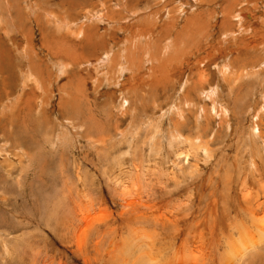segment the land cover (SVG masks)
<instances>
[{
	"label": "rangeland",
	"instance_id": "1",
	"mask_svg": "<svg viewBox=\"0 0 264 264\" xmlns=\"http://www.w3.org/2000/svg\"><path fill=\"white\" fill-rule=\"evenodd\" d=\"M262 4L0 0V264H264Z\"/></svg>",
	"mask_w": 264,
	"mask_h": 264
},
{
	"label": "bare ground",
	"instance_id": "2",
	"mask_svg": "<svg viewBox=\"0 0 264 264\" xmlns=\"http://www.w3.org/2000/svg\"><path fill=\"white\" fill-rule=\"evenodd\" d=\"M228 4H230V6H227ZM228 4H226V6H227V8L226 9H224V10H222V13H221V15H222V19H221V21H220V25L223 27V26H225V27H223V28H226V27H230V26H232V25H234V24H232V22L230 21V19L232 20V16L230 17L229 16V13L228 12H230L231 11V8L232 9H234V7H231V5H232V2L230 1V3H228ZM262 5H264V4H262ZM29 8H30V6H29ZM253 9H257L258 10V8H257V5L256 4H254V6H253ZM36 10V9H35ZM32 11H34V10H32ZM236 18L238 19L237 21H238V24H237V28H239V29H241V28H243V27H245L244 25H246V24H248V22H251V24H253V23H255V22H257V23H259L260 22V24L261 25H258V27H253V29L254 30H252L254 33H257V37L256 38H254V39H252L251 41H248L247 39H246V41L244 40L245 38H242V39H239L238 40V42H240V44H239V46H238V49L240 48V49H242L243 48V46H244V43H246L245 44V46L247 47V48H254V49H258L259 50V52L260 51H263V53H264V25H263V22H264V19L262 18L263 16H264V12L262 11V13H260V17L258 16V17H254V16H251V15H247L244 11H239V12H237V9H236ZM33 13V12H32ZM256 13V12H255ZM254 13V14H255ZM247 15V16H246ZM251 24L249 25V26H251ZM81 27V26H80ZM252 27V26H251ZM82 28V27H81ZM230 28H232V27H230ZM80 29V28H79ZM231 30V29H230ZM234 30V29H233ZM82 31V30H81ZM241 31H243L242 29H241ZM245 31V30H244ZM83 32V31H82ZM229 32V31H228ZM246 32V31H245ZM231 33V32H230ZM238 33V32H237ZM252 33V32H251ZM76 34V33H75ZM87 34V33H86ZM86 37V36H85ZM240 37V36H239ZM103 38V37H102ZM232 38H234V37H232ZM250 38V37H249ZM236 42V41H235ZM243 43V44H242ZM257 45V46H256ZM215 46V45H214ZM245 46H244V48H245ZM243 48V49H244ZM247 48H245L246 50H247ZM198 50V49H197ZM263 59H264V56H263ZM253 67V66H252ZM227 67L226 66H224V69L223 70H220V72H218V77H219V81H221V82H225L226 83V77H224V76H226L225 74H227ZM245 72V71H244ZM249 71H246L245 72V74L246 73H248ZM200 73V72H199ZM205 75V74H204ZM203 75V76H204ZM163 77V76H162ZM205 77V76H204ZM203 77V78H204ZM238 77V76H237ZM204 80V79H203ZM225 80V81H224ZM198 82L197 83H195V85H200V87H202V85H201V82H200V78H199V80H197ZM205 81H206V79H205ZM205 83V82H204ZM212 95H214V98L217 96L216 95V90L215 89H213L212 90ZM211 95V96H212ZM264 98V97H263ZM218 99V98H217ZM215 100H216V98H215ZM216 102V101H215ZM214 106H216V105H214ZM216 109H217V107H214V109H213V111L215 110L216 111ZM218 110V109H217ZM220 110V109H219ZM218 115V114H217ZM262 123V125H264V122H261ZM259 122L257 123L256 122V126L258 125L259 126ZM253 127V134L255 135V137L257 136H262V132H261V130H260V128L259 127ZM264 127V126H263ZM181 137L179 138V137H175V139L173 138V140H172V142H171V146H172V148H173V145H176L178 142H181ZM261 140V139H260ZM187 142V141H186ZM176 143V144H175ZM191 143V142H190ZM202 147H204L203 145H201ZM201 146H199L200 148H202ZM263 146V145H262ZM205 148V147H204ZM262 148V147H261ZM206 149V148H205ZM263 149H264V146H263ZM263 149H262V151H263ZM174 151V150H173ZM176 151V150H175ZM178 151V157H181V156H184V157H187L188 155H189V153H187L188 151H185V150H183V151H179V150H177ZM190 152V151H189ZM183 158V157H182ZM251 165H254V164H251ZM250 165V166H251ZM4 166V165H3ZM252 168V167H251ZM255 168V167H254ZM251 170V169H250ZM249 171V170H248ZM253 171V170H252ZM251 171V172H252ZM253 172H255V171H253ZM8 173V172H7ZM253 174V173H252ZM244 176V175H243ZM246 176V175H245ZM244 176V177H245ZM245 178H247V177H245ZM242 186V185H241ZM242 188V187H241ZM243 189V188H242ZM223 190V189H222ZM249 190V189H248ZM242 196H243V200L245 199V198H247L248 196H249V193L248 192H243V194H242ZM242 200V201H243ZM248 212V211H247ZM241 229V228H240ZM246 233V232H245ZM240 237H242V236H240ZM248 239V238H247ZM260 240H261V238H260ZM238 241V240H237ZM250 241V240H249ZM243 242V241H242ZM241 242V243H242ZM245 244H247L246 242H244ZM250 243V242H249ZM252 243V242H251ZM233 244V243H232ZM231 244V245H232ZM244 245V244H243ZM248 245V244H247ZM247 245L245 246V247H247ZM236 246V245H235ZM251 246V245H250ZM231 247V246H230ZM232 247H233V245H232ZM231 247V249H230V251H232V248ZM239 247H240V245H239ZM245 247L243 248V247H241V248H243V249H241V250H244L245 249ZM236 248V247H235ZM250 248V247H249ZM253 248V247H252ZM238 249V248H237ZM229 250V249H228ZM247 250V249H246ZM244 251V252H247V251ZM250 250V249H249ZM248 250V251H249ZM229 251V252H230ZM232 252H234V250L232 251ZM236 252V251H235ZM234 252V253H235ZM238 252V251H237ZM244 252H242L241 251V253H244ZM226 254H229L228 252L226 253ZM236 254V253H235ZM234 254V255H235ZM240 254V253H239ZM231 257H233V256H231ZM230 257V258H231ZM237 257H239V256H237ZM235 258V257H234ZM159 263V262H158Z\"/></svg>",
	"mask_w": 264,
	"mask_h": 264
}]
</instances>
